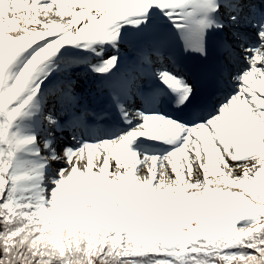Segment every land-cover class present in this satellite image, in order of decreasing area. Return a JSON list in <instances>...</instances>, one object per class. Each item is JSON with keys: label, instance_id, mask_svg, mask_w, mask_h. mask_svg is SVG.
<instances>
[{"label": "snow or ice", "instance_id": "snow-or-ice-1", "mask_svg": "<svg viewBox=\"0 0 264 264\" xmlns=\"http://www.w3.org/2000/svg\"><path fill=\"white\" fill-rule=\"evenodd\" d=\"M0 264H264V0H0Z\"/></svg>", "mask_w": 264, "mask_h": 264}, {"label": "rangeland", "instance_id": "rangeland-1", "mask_svg": "<svg viewBox=\"0 0 264 264\" xmlns=\"http://www.w3.org/2000/svg\"><path fill=\"white\" fill-rule=\"evenodd\" d=\"M76 10H79V9H76Z\"/></svg>", "mask_w": 264, "mask_h": 264}]
</instances>
